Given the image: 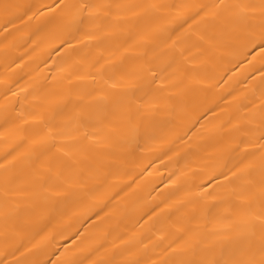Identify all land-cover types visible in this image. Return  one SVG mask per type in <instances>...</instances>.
<instances>
[{
    "label": "bare ground",
    "instance_id": "obj_1",
    "mask_svg": "<svg viewBox=\"0 0 264 264\" xmlns=\"http://www.w3.org/2000/svg\"><path fill=\"white\" fill-rule=\"evenodd\" d=\"M0 264H264V0H0Z\"/></svg>",
    "mask_w": 264,
    "mask_h": 264
}]
</instances>
